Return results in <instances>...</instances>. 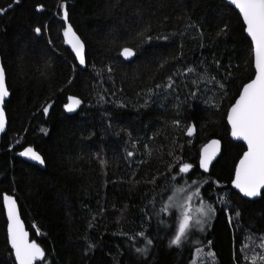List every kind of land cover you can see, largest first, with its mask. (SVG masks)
<instances>
[{"label":"trees","instance_id":"16d2710c","mask_svg":"<svg viewBox=\"0 0 264 264\" xmlns=\"http://www.w3.org/2000/svg\"><path fill=\"white\" fill-rule=\"evenodd\" d=\"M61 3L85 45L83 68L66 47ZM0 8L7 9L0 15V57L9 91L0 141V264H14L5 193L15 196L31 240L45 251L43 264H192L197 247H170L175 225L157 224L168 213L160 207L183 177L207 179L201 194L216 215L199 247L215 253V264H245L242 244L248 257L261 252L264 194L247 201L230 187L245 148L230 140L225 113L254 76L251 43L231 6L224 0H0ZM225 24L226 33L217 35ZM145 28L151 41L136 37ZM124 47L134 51L130 62L120 57ZM185 66L206 68L224 83L226 98L207 85L211 90L189 108L183 101L196 75L173 77L175 92L163 87ZM69 96L81 100L75 113L64 108ZM189 125L195 127L191 137ZM213 138L221 141V154L203 174L199 150ZM24 147L41 155L44 169L16 156ZM184 163L192 169L177 175ZM142 230L153 240L147 256L132 247H145L143 238L130 239ZM89 242L95 248L88 249Z\"/></svg>","mask_w":264,"mask_h":264},{"label":"snow or ice","instance_id":"6c2138e0","mask_svg":"<svg viewBox=\"0 0 264 264\" xmlns=\"http://www.w3.org/2000/svg\"><path fill=\"white\" fill-rule=\"evenodd\" d=\"M227 2L234 6L235 9L239 10V14L243 17V23L246 26L245 31L250 37L251 43V54L253 57V67H254V76L249 79L247 83H244L241 91L235 102L228 107L225 115L227 120V125L230 126V135L236 140L243 141L246 145V150L243 151V154L240 156L238 163L235 165L234 178L231 180V183L235 189L239 190V193L243 194L244 197L253 198L259 197L264 190V0H227ZM13 3H19V0H13ZM12 5H8L10 9ZM43 6H38V10ZM61 9H65L63 3L60 4ZM7 9L0 8V15H3ZM63 20L67 24L68 21V11L65 9L63 12ZM36 34H41V28L37 27L34 29ZM149 31L148 28L137 32L136 37L140 39H146L151 41L152 36L146 35ZM227 25L225 24L223 28L217 33H226ZM63 36L65 41L71 44L73 51L76 54V58L79 61L80 65H85V45L80 40V38L73 31L71 24L63 30ZM156 39L167 40V36H158ZM51 43V41H49ZM125 59H129L134 56L133 49L131 47H124L120 53ZM217 68L220 66V61H215ZM109 72L112 71L111 68L108 69ZM196 75L198 79L191 81L192 88L186 93L184 104H187L189 108L193 107L190 103L193 100L198 98V94H204L207 91H210L207 85H213L220 93L221 99L226 98L227 93L225 91V85L221 80H217V77L211 75L207 72L205 68L203 71H198L196 67L185 66L182 71H176L172 76L167 77L168 83L163 87L170 89L173 92L176 91L174 85L177 83L173 77H181L186 79L187 76ZM231 73H229V76ZM6 74L3 66H0V105H3L5 97L9 95L8 88L5 83ZM201 84L204 85L203 90L201 89ZM161 85L157 84L156 88L159 89ZM187 88V85H185ZM151 92V89L149 90ZM176 99L179 100V96H176ZM69 103L66 104L65 110L69 113L74 112L80 105L81 100L76 97H69ZM207 103V101H205ZM147 104V101L145 102ZM118 108H123L126 105L122 102L116 104ZM143 107V106H142ZM177 107L179 115V105ZM212 107H218L216 104H212ZM44 112H48V108H44ZM173 125H179L180 120H173ZM6 125V116L5 111L2 106H0V132L5 130ZM111 127V123H109ZM122 131L127 133V129H122ZM195 127L189 125L187 127V136L191 137ZM130 137L131 134L127 133ZM151 139V137H149ZM138 142L132 140L131 144L133 147ZM220 141L211 140L207 145L204 146V149L201 152L199 167L205 172L209 170V165L216 157V153L219 151ZM145 149H148V145H144ZM21 156L27 157L32 161H36L39 164H44V160L41 155L34 151L32 147L25 148L22 152L19 153ZM151 155V151L147 153ZM134 153L132 151L127 152L128 157H133ZM171 167V166H170ZM190 163H184L179 166L178 173H189L192 169ZM172 179L175 181L176 176H173ZM155 182V177L153 181ZM193 185H196V182L193 181ZM184 191V189H180ZM162 193L168 190H161ZM200 189L195 187L194 191L189 189L186 192V199L180 208L179 215L177 217V225L175 227L173 236L169 240V246L181 247L186 243H200L193 239L194 232L192 229H197L200 232L204 231L205 225H210V221L216 215V208L210 202H205L201 200L200 206L196 209L198 215L193 217L191 211V201L193 196H199ZM168 203H164L163 207L160 209L161 212H171L172 204L170 203L173 199L172 196H169ZM149 203H155V201H150ZM3 207L6 210L7 215V241L10 244V252L14 254V264H35V262L40 261L43 264L45 260V251L38 245L35 241H30L28 239V233L24 230V227L20 221L19 213L17 210V202L10 195H3ZM227 211V209H225ZM156 217H159V212H157ZM235 215L239 217V211H236ZM149 220L152 218L150 214L146 213ZM231 223V218L229 219ZM157 224L160 226H165L167 221L162 218L157 219ZM91 226V225H90ZM122 235H127L126 233H121ZM136 237L143 238L145 242V247H136L135 244L132 245L135 252L141 256H147L149 253V246L153 245V240L147 235L146 231H140L136 233L134 237H130L131 240H135ZM211 241H208V245H211ZM95 248V245L91 242L88 243V249ZM259 248L261 249L260 253L248 257L247 245L242 244L241 253L245 264H264V236L260 237ZM204 249L197 247L191 253L192 256H196L198 253H203ZM207 257V260L205 259ZM215 257V253L208 251L202 255L197 262V264H207L209 260H212Z\"/></svg>","mask_w":264,"mask_h":264},{"label":"rangeland","instance_id":"374dc122","mask_svg":"<svg viewBox=\"0 0 264 264\" xmlns=\"http://www.w3.org/2000/svg\"><path fill=\"white\" fill-rule=\"evenodd\" d=\"M193 181L196 182V185H193ZM181 182H180V184L176 185V187L174 186L169 192L168 197L169 196L173 197L172 201L170 202L172 204V206H173L172 207V211L164 214L163 218L165 219V221H167V224L165 226H160L159 225V228L168 229V228H171L174 225L176 227V225L178 223L177 217H178L179 211H180V208L178 206H182L183 205V203H184V201L186 199V192H188L189 189H192L194 191L195 187H199L200 195L199 196H193V199L191 201V211H192V215H193L194 219L198 215V213L196 212V209L200 206L201 200H203V197H202V194H201V187L204 185V183L207 182V179L198 181V180H189L186 177H183ZM182 188L184 189V191L180 190ZM219 201H220V204H222L220 199H219ZM164 203H168V199H166V201ZM162 207H163V205L160 208H162ZM214 219H215V217L210 221V225H205L203 232H200V231H198L195 228L192 229V231L194 232L193 239L196 240V241H199L200 243H196V244L190 243V245L195 246V247H199V246H202L205 243V239H204L205 235L208 232V230L210 229ZM202 248L204 249V252L203 253H198L196 256H194L193 260H192V264H197V262L199 261L200 257L209 251V249L206 248V247H202ZM205 259L207 260L206 256H205ZM207 264H215L214 258L212 260H209L207 262Z\"/></svg>","mask_w":264,"mask_h":264},{"label":"water","instance_id":"95a60500","mask_svg":"<svg viewBox=\"0 0 264 264\" xmlns=\"http://www.w3.org/2000/svg\"><path fill=\"white\" fill-rule=\"evenodd\" d=\"M229 6H231L238 14H239V10L238 9H235V7L234 6H232V5H230L228 2H227V0H224ZM239 16H240V19H241V21H242V23H243V17L239 14ZM62 21L65 23V21L63 20V16H62ZM66 24V23H65ZM68 24V23H67ZM67 24H66V26H67ZM243 25H244V23H243ZM245 25H244V29H245ZM73 29V28H72ZM74 31V30H73ZM75 32V31H74ZM76 33V32H75ZM245 34H246V36H247V38L249 39V41H250V37H248V35H247V33H246V31H245ZM76 35H77V33H76ZM78 36V35H77ZM79 37V36H78ZM80 38V37H79ZM64 40H65V38H64ZM80 40H81V38H80ZM82 41V40H81ZM65 44H66V47L67 48H69L70 49V51L72 52V54H73V56H74V58H75V61H76V63H77V65L79 66V67H81V68H83L85 65H80L79 64V61H78V59L76 58V54H75V52L73 51V49H72V46H71V44H69V43H67L66 41H65ZM123 50V49H122ZM122 50H121V52H122ZM84 52H85V49H84ZM120 52V53H121ZM134 52V51H133ZM120 57H121V59L123 60V61H125V62H130L131 60H133V58H134V56L133 57H131V58H129V59H125L122 55H120ZM86 64V63H85ZM0 66H3L2 65V60H1V57H0ZM254 68V67H253ZM5 83H6V79H5ZM7 87V86H6ZM242 89V88H241ZM69 97H75V96H69ZM69 97L67 98V102H66V104H68L70 101H69ZM77 98V97H76ZM9 99V95L7 96V97H5V100H4V103H3V105H0V106H2L3 108H4V106H5V103H6V101ZM235 102V101H234ZM65 104V105H66ZM80 107V106H79ZM78 107V108H79ZM65 108V107H64ZM78 108L74 111V112H71V113H75L77 110H78ZM5 111V110H4ZM5 116H6V113H5ZM226 124H227V120H226ZM228 126V128H229V138H230V140L232 141V142H234V143H239V144H242L243 146H244V148H245V150H246V145L244 144V142L243 141H240V140H236V139H234V138H232L231 137V135H230V126L229 125H227ZM7 127H8V121H7V116H6V125H5V130L3 131V132H0V141H1V138H2V136L7 132ZM213 139H215V140H219V139H216V138H213ZM213 139H210L209 141H207L205 144H203L202 146H201V148H200V150H199V158H198V169H199V171L201 172V173H203V174H208L209 173V171H210V168H211V166L213 165V163L219 158V156H220V154H221V150H222V143H221V141H220V146H219V151L216 153V157H215V159L212 161V163L209 165V170L207 171V172H205L203 169H201L200 167H199V160H200V155H201V152H202V150L204 149V146L205 145H207L211 140H213ZM25 148H27V147H24V148H22L20 151H18L17 153H16V156L17 157H19L21 160H23V161H25V162H27L28 164H31V165H34V166H37V167H39L40 169H44V164H39L38 162H36V161H32V160H30L29 158H27V157H24V156H21L19 153L20 152H22ZM34 151H36L35 149H33ZM37 152V151H36ZM239 161V160H238ZM238 161H237V163H238ZM236 163V164H237ZM234 171H235V169H234ZM233 178H234V174H233ZM232 178V179H233ZM230 187H231V189L235 192V193H237L242 199H244V200H247V201H255V200H259L260 198H261V196H259V197H253V198H248V197H244L243 196V194H241V193H239V190L238 189H235L234 187H233V185H232V183H230ZM264 190H262V192H263ZM5 194H7V193H5ZM5 194H3V195H5ZM7 195H10V196H12L14 199H15V196H13L12 194H7ZM16 200V199H15ZM2 204H3V196H2ZM4 208V207H3ZM17 210H18V213H19V217H20V221H21V223H22V225H23V227H24V230L28 233V239L30 240V241H32L31 240V236H30V233H29V231L26 229V226H25V224H24V222H23V220L21 219V216H20V212H19V209H18V205H17ZM4 211H5V214H6V210L4 209ZM6 218H7V215H6ZM7 230V229H6ZM8 246H9V249H10V244L8 243ZM13 254V253H12ZM13 256H14V254H13ZM15 259V258H14ZM40 261H37V262H35V264H38Z\"/></svg>","mask_w":264,"mask_h":264}]
</instances>
